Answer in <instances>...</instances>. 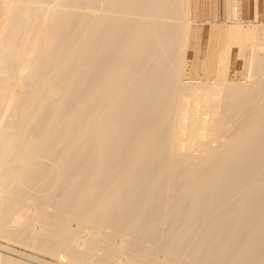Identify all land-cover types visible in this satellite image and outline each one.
Wrapping results in <instances>:
<instances>
[{
  "label": "bare ground",
  "instance_id": "bare-ground-1",
  "mask_svg": "<svg viewBox=\"0 0 264 264\" xmlns=\"http://www.w3.org/2000/svg\"><path fill=\"white\" fill-rule=\"evenodd\" d=\"M191 2L2 0L0 238L59 264H264V21L227 46L226 0L217 78L184 84Z\"/></svg>",
  "mask_w": 264,
  "mask_h": 264
},
{
  "label": "rangeland",
  "instance_id": "rangeland-1",
  "mask_svg": "<svg viewBox=\"0 0 264 264\" xmlns=\"http://www.w3.org/2000/svg\"><path fill=\"white\" fill-rule=\"evenodd\" d=\"M191 1H192L191 2L192 10L189 14V18L193 19L194 21L192 20L193 23H190L191 24L190 26L195 28L196 36L193 39H190L191 40L190 43L192 45H189L188 47L184 49V55H185V57L183 56L184 57V72L181 77V81L182 83L184 84L187 83L189 85H192L195 82L202 83L203 81H206V79L207 81L214 82L218 75V74L216 75V73H218L216 72L217 71L216 68L218 67L217 62L220 57L219 51L221 49V45L225 41L222 37L223 35L222 31L226 30L224 28L227 25H224V24L216 25V23H209L208 21L224 20L227 16V11H226L227 3H225L226 0L225 2L224 0H191ZM0 3L2 4V0H0ZM1 4H0V15H1V6H2ZM236 14L237 15H235V17H237L236 18L237 23H232L233 25L231 24V26H233L231 30V34L227 36V40L225 42L227 46L243 44V41L245 40L244 38L246 36H250L253 33V31L256 29V24L252 22V21H255L254 17H250V18L240 17L239 7L236 10ZM260 19H262L261 15H260ZM0 26H1V19H0ZM243 48H241L242 49V56H240L241 59L239 57L240 65L232 66L227 76L228 78H231L232 80H235V81L237 80L240 83L244 82L242 84H245V83L252 82L255 78L254 77L255 75L253 73V70L251 69V61L253 60V58H250L251 57L250 55L252 54L251 47L244 46ZM197 58L199 59V61L203 60V63L199 65L197 64L199 69L197 70V72L191 73L192 71L190 70V68L193 66L194 61L198 60ZM188 76H190V78ZM199 76H200V79H199ZM189 98H191L192 100L193 97H189ZM192 103H196V102L192 101ZM203 111L204 110L199 111L200 115L202 114H203L202 116H204V114L207 115L205 111L204 113H201ZM41 193H43V191H41ZM32 194L33 193L30 191V192L25 193L24 195L25 197L23 196L25 203L28 202L27 204L29 206H31L30 204H31L32 197L30 195ZM23 245L24 244L13 241V240H10L9 242V239L0 238V255L2 254L5 256H8L14 259L16 262L18 261L24 264H50V263L59 264L58 260H56L54 257L46 255L45 253H42L39 250L37 251L36 248L30 247V246L29 248L27 245H26L27 247ZM62 264H66V262H62Z\"/></svg>",
  "mask_w": 264,
  "mask_h": 264
},
{
  "label": "crops",
  "instance_id": "crops-1",
  "mask_svg": "<svg viewBox=\"0 0 264 264\" xmlns=\"http://www.w3.org/2000/svg\"><path fill=\"white\" fill-rule=\"evenodd\" d=\"M236 2H238V0H236ZM239 2L240 17H254L255 15L253 14H255V11L257 10L261 15V18L264 20V0H257V5L255 0H239Z\"/></svg>",
  "mask_w": 264,
  "mask_h": 264
}]
</instances>
